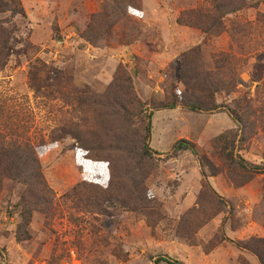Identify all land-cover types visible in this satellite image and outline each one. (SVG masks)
<instances>
[{
  "label": "rangeland",
  "instance_id": "1",
  "mask_svg": "<svg viewBox=\"0 0 264 264\" xmlns=\"http://www.w3.org/2000/svg\"><path fill=\"white\" fill-rule=\"evenodd\" d=\"M120 1L116 12L111 0H18L23 15H0L20 42L0 62V130L35 144L56 199L19 242L15 206L29 188L0 192V264H264V171L241 167L264 169V0H216L221 11L213 0ZM34 72L49 97L35 95ZM79 100L113 146L91 152L97 161L73 138L49 140ZM148 122L152 159L117 151ZM183 140L203 164L175 149ZM84 182L149 201L99 213L88 197L67 199Z\"/></svg>",
  "mask_w": 264,
  "mask_h": 264
},
{
  "label": "trees",
  "instance_id": "2",
  "mask_svg": "<svg viewBox=\"0 0 264 264\" xmlns=\"http://www.w3.org/2000/svg\"><path fill=\"white\" fill-rule=\"evenodd\" d=\"M114 2L115 11H122L121 1L120 0H111ZM215 7L218 11L222 6L217 3L216 0H213ZM18 0H0V15L10 12L12 16L19 14L23 15V11L17 8ZM130 8L139 7V0H129ZM128 7V8H129ZM139 9V8H136ZM99 17V16H98ZM98 17H95L96 19ZM180 23H184L181 18L179 19ZM8 22H3L0 20V62L1 60H7L9 57L15 55L17 50L15 49L16 41L19 42V39L15 36L14 30L9 27ZM92 36L88 37V41L93 43L98 39V31L92 32ZM20 44V42H19ZM4 64L1 65L3 67ZM42 80L37 79V73L34 72V75L31 77V88L35 90V95L40 97L41 95L49 97L48 94H41V85ZM55 79H47V82H43L42 89H49L52 86V83L57 82ZM34 83V85H33ZM126 98L118 102L117 107H124L126 103L128 105L130 102L129 94L126 93ZM110 108L111 104L108 105ZM184 106L190 107L193 111L198 110H208L203 105L199 104H185ZM127 107V104H126ZM174 107V106H173ZM202 108V109H201ZM78 114L72 115L69 120L61 122L57 130H53L49 135V140L53 144H58L64 142L68 138H73L78 144L80 152L86 157L97 161L91 156L93 152L96 156L108 154V149L113 150V146H109L108 141L99 137L97 135V127L91 124V121L85 117V105L79 100L78 107L76 108ZM3 110L0 109V114H3ZM74 113V111H72ZM152 115V114H150ZM234 120L233 115H230ZM151 118V116H149ZM148 118V119H149ZM13 129V128H11ZM152 125L151 122H148L141 130V134H136V139L133 142H128V148H118L117 151L126 152L129 155H134L141 162L148 161L153 158L154 151L150 147ZM14 134H17L16 132ZM45 141L42 140L39 144L45 145ZM114 143H118L114 140ZM132 146V147H131ZM177 151H190L203 164V159L200 157L196 147L193 143L183 140L177 143L175 146ZM99 162H103V159H98ZM243 169H246L251 172H260L264 169L256 167L249 164H241ZM23 185L28 187L26 195L21 196L20 201L16 204V208L20 210V215L22 222L18 226L16 233V239L19 242L29 240L31 238L30 225L32 223L33 214L39 210H43V207L53 208L55 205V196L52 190L47 185L44 176L41 171V164L39 160L38 149L29 141H19L17 139L9 140L7 135L0 130V192H5L9 189L10 185ZM9 187V188H7ZM98 184H88L86 182L78 185L72 191L66 195L68 200H78L79 203L83 201V198L88 197L89 205L94 202L91 206L94 208L93 211H98L99 213H108L107 209L104 207L105 203H120L124 206H129L132 202V199H135V208L147 203L149 199L143 195L136 196V198H129L128 202H122L119 196L114 195V192H105ZM86 192L88 195H86ZM144 193V192H143ZM103 199V204H99V199ZM161 262H166L172 264V260L169 258H159L155 264H160ZM178 263V262H174ZM179 264V263H178Z\"/></svg>",
  "mask_w": 264,
  "mask_h": 264
}]
</instances>
